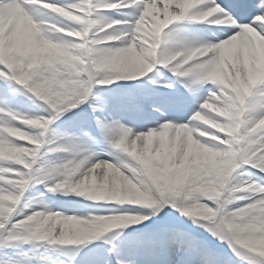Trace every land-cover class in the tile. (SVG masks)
Instances as JSON below:
<instances>
[{
  "label": "snow or ice",
  "instance_id": "snow-or-ice-1",
  "mask_svg": "<svg viewBox=\"0 0 264 264\" xmlns=\"http://www.w3.org/2000/svg\"><path fill=\"white\" fill-rule=\"evenodd\" d=\"M0 264H264V0H0Z\"/></svg>",
  "mask_w": 264,
  "mask_h": 264
}]
</instances>
